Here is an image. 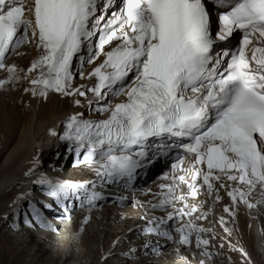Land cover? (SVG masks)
Wrapping results in <instances>:
<instances>
[{"label":"snow or ice","instance_id":"snow-or-ice-1","mask_svg":"<svg viewBox=\"0 0 264 264\" xmlns=\"http://www.w3.org/2000/svg\"><path fill=\"white\" fill-rule=\"evenodd\" d=\"M215 4L221 28L214 39L208 0H119V10L107 18L104 13L112 0H0V69L9 73L7 80L0 79V87L19 78L15 65L5 64L6 54L35 40L40 54L27 72L39 71L30 80L32 88L25 91L41 97L49 91L80 97L91 92L96 110L108 113L98 121L83 120L79 114L67 118L61 139L70 142L77 157L85 150L77 164L92 165L102 182L112 184L130 182L138 169L165 150L179 147L194 157L187 167L184 158H178L173 182L160 184L158 203H150L153 209L173 207L167 219L153 217L155 225L146 229L170 240L164 225L198 211L188 197L201 191L213 195L215 182L224 178L231 183L220 187L231 189L227 195L233 208L239 203L250 208L264 205V0H215ZM236 31L242 32L239 47L220 71V58L212 55L214 45ZM97 35L99 41L94 43ZM105 46L110 50L105 52ZM84 47L86 57L81 55ZM100 56L103 62L88 74L95 78L94 85L84 90L72 87L74 58L91 64ZM129 77L131 83L125 86ZM108 95L125 99L104 107L101 102ZM164 134L188 142L147 143ZM35 183L62 208L70 197L79 199L78 193L86 195L88 203L103 198L89 193L83 183L47 176ZM181 184L187 185L186 194H177ZM257 191L259 199L251 203L248 198ZM215 199H221L218 191ZM175 202L182 206L175 207ZM29 206L35 220L51 227L39 208ZM224 212L235 217L228 206ZM175 231L180 244H189L193 233L197 247L209 244L201 238L208 230L191 219Z\"/></svg>","mask_w":264,"mask_h":264},{"label":"bare ground","instance_id":"bare-ground-1","mask_svg":"<svg viewBox=\"0 0 264 264\" xmlns=\"http://www.w3.org/2000/svg\"><path fill=\"white\" fill-rule=\"evenodd\" d=\"M209 7L208 5L209 11H212ZM236 34L239 32L236 31L230 37L229 45H232V40ZM29 37H31V31ZM36 43L35 40L27 42L23 47L9 55L5 64L8 66L15 65L16 76L19 78L0 87V212L7 213V225H16V228L18 226L19 229L21 224L16 212L18 209L23 210L22 205L31 201L30 196L32 193H36V189L43 188V186L35 183L41 176L86 185L100 184L97 173L90 164H70L71 160L68 159V162L61 161L59 165L54 167L48 166L44 159V156L49 152L57 153L64 148L74 150V147H70L69 141L61 139L67 131L68 117L79 114L83 120L98 121V118L105 112L96 110L98 104L95 103L91 92H87L88 101L92 100L93 103L89 104L90 107L87 108V105L82 106L81 103L79 105L75 103V100H80V98L85 100L86 97L64 96L55 91H49L47 97H41L39 95L34 96L31 91H25V89L32 88L30 80L35 78L39 71L27 72L32 61L40 54L36 48ZM112 46H115V42ZM109 50L110 47L105 46L104 51ZM81 54L86 57V49ZM74 59L73 71L80 72L84 62H81V66L79 65L80 59L78 57ZM103 59L104 57L100 56L96 65L91 66V69L86 73L83 72L82 78L79 82L72 83V87L81 88V90L92 87L95 78H89L88 74L102 63ZM74 74L76 75V72ZM26 75L27 79L24 78ZM8 76L9 73L6 69H0V79L7 80ZM112 97V95H108L101 102L104 107L120 101H116ZM84 152L85 150H81L80 156ZM71 157L74 156L71 155ZM77 159L79 158H73L76 161ZM44 170L49 171L46 172L48 174H45ZM176 174L177 172L171 174L167 172L168 179L160 177L152 184L131 192L120 190V193H109L115 196L109 195L102 201L101 205L94 209L70 211L71 215L66 220H61L59 224H50L54 232L45 233L39 230L43 236L38 237L47 243L59 242L64 244L58 235L62 229L66 233L71 231L78 234L81 231V236L77 239L75 237V241H70L73 247L71 246L69 249L72 248L73 250L76 243L84 245V250L87 251L84 254L91 257L90 262L85 264H95L96 259L98 261L102 259L101 264H107L106 262H113L114 257H117L118 254H121L122 257L115 264H134L135 258L139 259L142 264H184L188 262L184 258L186 253L181 252H186L185 245L179 243V233L175 229L191 219L196 226L207 229L208 231L204 233L208 232V235H211L214 228L218 232L217 241L214 243L211 256L208 258L211 264H234L235 259L238 264H249L248 261L252 264H261L260 260L264 261V205L257 204L256 207L250 208L245 203H239L233 208L232 200L227 195V191L231 189L220 187V183L226 185L231 183L226 178L215 182L216 191L221 197L219 201L215 199L216 191L211 196L207 195L206 191H201L196 198H188L187 200L190 205H194L198 209L191 218L183 217V221L174 225L171 220L164 225V230L169 231L173 239L170 240L149 231H147L149 235L144 232L141 236H135V233L142 231L140 226L136 227L135 222H143L146 218H151L148 221H152L150 225L153 227L156 223L153 221V217L167 219L168 213L174 211L172 206H167L163 210H156L150 207V203H158L161 192L160 184L172 183V176ZM74 175L75 177H73ZM179 187L180 191L177 194L188 192L186 184H181ZM248 199L255 204L259 199V192H254ZM136 201H140V203L137 204ZM44 204L46 203L44 202ZM181 206V202H175V207ZM225 206L235 212L234 218L224 212ZM146 208H149V212H145ZM43 213L45 214L44 211ZM50 213L54 215L52 211ZM202 213L206 215L197 219ZM86 217L87 221L85 222ZM221 217H224L223 224ZM29 220L33 225L41 224L31 217ZM86 224H90L91 229ZM59 226H61V230H58ZM28 235L33 236L32 234ZM131 236L137 239L135 244L131 243L135 241ZM80 237L82 238L80 239ZM89 241H93V243L90 244ZM195 242L196 236L191 239V244L194 245ZM124 244L126 245L124 246ZM52 247L46 248L50 251L47 253L55 257L52 252H56V250H53ZM240 249H243L247 255L245 256ZM62 251L60 254L64 253V250ZM93 253L97 255L94 257ZM67 256L69 258L70 254L64 255L63 258L65 259ZM223 257L225 260L222 259Z\"/></svg>","mask_w":264,"mask_h":264},{"label":"rangeland","instance_id":"rangeland-1","mask_svg":"<svg viewBox=\"0 0 264 264\" xmlns=\"http://www.w3.org/2000/svg\"><path fill=\"white\" fill-rule=\"evenodd\" d=\"M238 37H239V34H236L234 36L233 44H235L237 42ZM74 62H75V60H74ZM74 62H73V64H74ZM97 62H98V58L95 61H93V63H91V64L84 62L83 69H81L79 73L77 72L76 75L74 74V76H75L74 81L75 82L72 81V83L79 82V80L83 76L80 73L81 72L86 73L89 69H91V66L93 67L94 65H96ZM79 75H80V77H79ZM85 97H86L85 100L80 98L81 105L82 106L87 105V108H88V107H90L89 106L90 100L88 101V99H89L88 93L86 94ZM112 99H114V97H112ZM64 151H65V149H62L60 151V153L59 152H57V153L56 152H49L47 155H45L44 159L48 163V166H54L55 167V166H57V164L59 165L61 161L65 160V163L68 162L69 161L68 159L71 160L69 162L70 164L76 163V160H73V158H76V157H71V154H68V156H65ZM44 172H45V174H48L46 172H49V171L44 170ZM77 176H79V174H77ZM73 177H75V175ZM158 178H160V176L156 177L153 181H151L152 180L151 179L150 180L151 182L149 181L150 183L143 186V187H146V186L152 184ZM143 187H139V188H143ZM26 204L24 203L22 205L23 210L26 209L25 208ZM5 211H8V210H5ZM19 212L20 211H17L16 213H17L19 220H20V224H21L20 229L18 226L16 228V225H14L15 227L7 225L6 224L7 213L5 214V212H0V264H85V263L90 262L91 257L84 254V252H87L84 250V245H80V243L79 244L76 243L73 250H72V248H71V250L69 249L71 246L73 247V245L70 244V241H73V240L75 241V237L77 239V237L81 236L82 235L81 231L78 234H76L75 232H71V231L66 233L61 228L62 230L60 229L61 231H60L59 237L63 240L64 244L59 243V242L58 243L56 242L54 244H52V242L47 243V242L42 241L38 236L33 237V236L26 234L25 228L23 227V222L21 223V221H23L22 215L23 214L26 215V211L24 210L23 213H21V212L19 213ZM27 215L30 218V214H28V212H27ZM95 221H97V220H95ZM84 225H85V223H84ZM89 225H87V227L89 229H91V225L90 226ZM29 229H31V228L29 227ZM39 229H40V224H39L38 230ZM81 238L82 237H80V239ZM135 242L136 241H133L132 244H135ZM89 243L92 244L93 241H89ZM38 245H41L42 247L41 246L39 247ZM51 247L53 250H56V252H52L55 255V257L53 255H50L47 253L48 250L46 248H51ZM94 247H96V246H94ZM106 248H108V247H106ZM62 250H64V253L60 254V252H63ZM109 250H110V248H109ZM48 252L50 253V251H48ZM66 254H68V255L70 254V256H69V258L67 256L65 258L66 260L65 259L63 260L62 257H64V255H66ZM96 255H97L96 253H93L94 257ZM121 257H122L121 254H118L117 257H114V259L116 261L114 260L113 262H106V263L107 264H115L118 260L121 259ZM222 259L225 260L224 257ZM138 260L139 259L135 258V260L133 261L134 264H136V263L142 264V262L140 260L139 261ZM260 262H261V264H264V261L262 259L260 260ZM94 263L99 264V261L96 259ZM248 263L252 264L249 261H248ZM151 264H154V263H151ZM234 264H238L236 259L234 260Z\"/></svg>","mask_w":264,"mask_h":264}]
</instances>
